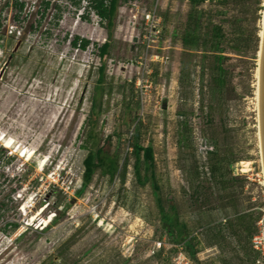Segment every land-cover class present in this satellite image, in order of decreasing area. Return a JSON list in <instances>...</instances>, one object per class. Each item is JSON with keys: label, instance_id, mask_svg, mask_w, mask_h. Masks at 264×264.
Here are the masks:
<instances>
[{"label": "rangeland", "instance_id": "obj_1", "mask_svg": "<svg viewBox=\"0 0 264 264\" xmlns=\"http://www.w3.org/2000/svg\"><path fill=\"white\" fill-rule=\"evenodd\" d=\"M113 1L105 29L99 0H0V264H248L263 0ZM104 141L115 172L84 182ZM135 143L151 146L146 180Z\"/></svg>", "mask_w": 264, "mask_h": 264}, {"label": "trees", "instance_id": "obj_2", "mask_svg": "<svg viewBox=\"0 0 264 264\" xmlns=\"http://www.w3.org/2000/svg\"><path fill=\"white\" fill-rule=\"evenodd\" d=\"M203 0H189L190 3H193L195 5L201 3ZM116 12V4L113 0H99V6L97 10V16L101 19L105 20V26L101 25L102 28L109 29V27L113 26V20H114V13ZM210 38L212 39V43H214V48H219L220 46V39L222 37V31L219 26H212ZM183 44H186V40L184 39ZM84 47V44L81 45ZM106 51H108V43L104 41L102 44H100L97 48V54L99 56L106 55ZM217 52H221V50H218ZM98 75L101 77L103 75V67L100 65L98 67ZM101 82V79L99 80ZM94 108V105H92V109ZM108 141V140H107ZM107 141H104L100 146H97L94 150L88 151V153L85 155L84 159L82 160L83 164V173L82 178L84 182H88L90 179L91 172L94 168L104 169L109 177H112L115 168V153H110L109 150V144ZM134 151V162H133V171L135 173V177L138 180L147 179L149 176V173L151 172L149 169L153 165V153L151 150V146H141L140 144H134L133 146ZM142 155L143 157V164L144 168L141 173V170L138 169V166H136L139 163V157ZM151 175V174H150ZM144 181L143 183H145ZM254 232V226L251 228V231L248 234V241L249 236ZM189 245V244H188ZM252 260V259H251ZM249 260V262L251 261ZM248 262V264H249Z\"/></svg>", "mask_w": 264, "mask_h": 264}, {"label": "built area", "instance_id": "obj_3", "mask_svg": "<svg viewBox=\"0 0 264 264\" xmlns=\"http://www.w3.org/2000/svg\"><path fill=\"white\" fill-rule=\"evenodd\" d=\"M137 14L138 20L140 19L141 21H143V23L147 25L150 30V33L146 35L147 39L151 43L154 42L157 38V35L159 34L160 29L158 27L157 20L153 16V13L144 12L143 15H141L138 12ZM149 15H151L152 17L149 18ZM4 16L5 14L2 15V17ZM136 16L137 15H135L134 17ZM165 60L166 58H163V61ZM249 245L254 253L249 264H264V210H262V213L254 223V232L249 236Z\"/></svg>", "mask_w": 264, "mask_h": 264}, {"label": "bare ground", "instance_id": "obj_4", "mask_svg": "<svg viewBox=\"0 0 264 264\" xmlns=\"http://www.w3.org/2000/svg\"><path fill=\"white\" fill-rule=\"evenodd\" d=\"M263 10H262V18H261V23H260V29L258 31V39H259V44H258V48H257V67H255V73H254V77H255V83H254V87H255V91H254V105L256 106V113H257V126H256V136H257V140H258V145H259V154H260V164H261V173H262V185L264 188V163H263V156H262V148H261V132H260V107H259V82H260V60H261V48H262V39H263V30H264V0H263ZM149 18H151L152 16L149 15ZM33 107L36 106V103L32 104ZM3 139V136H2ZM1 139V140H2ZM12 144H14V140L12 138H8L7 140L4 141L3 146L6 148H10L12 147ZM33 152L31 151H21V155H24L25 160L29 159L31 157ZM249 162H245L243 164V167L241 169L242 172H249L251 169L248 167ZM42 209L39 210V212ZM32 217H35L34 215ZM49 219V218H48ZM44 220H40L41 222L44 223Z\"/></svg>", "mask_w": 264, "mask_h": 264}, {"label": "water", "instance_id": "obj_5", "mask_svg": "<svg viewBox=\"0 0 264 264\" xmlns=\"http://www.w3.org/2000/svg\"><path fill=\"white\" fill-rule=\"evenodd\" d=\"M259 107H260L261 148H262V156L264 163V30H263L261 60H260Z\"/></svg>", "mask_w": 264, "mask_h": 264}, {"label": "flooded vegetation", "instance_id": "obj_6", "mask_svg": "<svg viewBox=\"0 0 264 264\" xmlns=\"http://www.w3.org/2000/svg\"><path fill=\"white\" fill-rule=\"evenodd\" d=\"M170 219V218H169Z\"/></svg>", "mask_w": 264, "mask_h": 264}]
</instances>
